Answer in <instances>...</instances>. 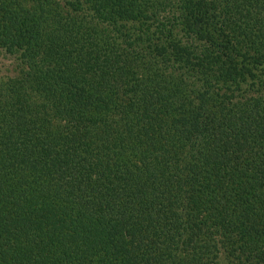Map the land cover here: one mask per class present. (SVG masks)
<instances>
[{
    "label": "trees",
    "instance_id": "obj_1",
    "mask_svg": "<svg viewBox=\"0 0 264 264\" xmlns=\"http://www.w3.org/2000/svg\"><path fill=\"white\" fill-rule=\"evenodd\" d=\"M0 264H264V0H0Z\"/></svg>",
    "mask_w": 264,
    "mask_h": 264
},
{
    "label": "rangeland",
    "instance_id": "obj_2",
    "mask_svg": "<svg viewBox=\"0 0 264 264\" xmlns=\"http://www.w3.org/2000/svg\"><path fill=\"white\" fill-rule=\"evenodd\" d=\"M13 59L0 57V77L12 76L14 72Z\"/></svg>",
    "mask_w": 264,
    "mask_h": 264
}]
</instances>
